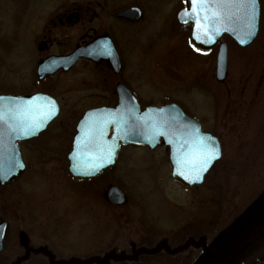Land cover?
Wrapping results in <instances>:
<instances>
[{"label":"rangeland","instance_id":"rangeland-1","mask_svg":"<svg viewBox=\"0 0 264 264\" xmlns=\"http://www.w3.org/2000/svg\"><path fill=\"white\" fill-rule=\"evenodd\" d=\"M99 1L105 11L131 5L142 10L132 27L104 16L105 25L115 26L126 83L143 104L166 102L165 95L177 100L185 114L219 138L222 157L198 187L170 179L162 146L123 149L109 176L81 180L70 177L65 160L54 156L61 143L49 129L39 137L35 157L24 161L21 177L0 191V221L7 222L0 260L48 264L124 255L141 242L142 229L154 227L164 241L205 235L214 264H264V0L249 46L222 38L227 46L222 82L214 77L216 48L196 51L188 41L189 26L177 24L181 0H84L97 9ZM79 2L46 0V6L76 8ZM11 3L0 0V9H13ZM15 57L14 50L0 48L6 82L17 76ZM110 184L127 196L120 207L105 199ZM194 253V264H204L202 252Z\"/></svg>","mask_w":264,"mask_h":264},{"label":"water","instance_id":"water-1","mask_svg":"<svg viewBox=\"0 0 264 264\" xmlns=\"http://www.w3.org/2000/svg\"><path fill=\"white\" fill-rule=\"evenodd\" d=\"M182 11L195 12L197 21L181 20L178 13ZM176 15L180 25L190 24L189 41L197 49L209 50L215 46L221 36H229L239 47H245L254 39L258 29L259 4L255 0L254 8L245 6L241 0H201L199 10L184 0V8ZM117 17L129 21H137L141 11L137 6H130L116 13ZM195 27L197 38L192 32ZM201 41H207L202 43ZM243 41V42H242ZM78 57L107 60L114 73L120 70V63L111 40L108 37H100L86 47H77L74 51L63 56H51L38 64L37 72L40 74L51 73L59 68H66L73 64ZM227 49L222 42L218 44L215 57L214 77L217 82H222L226 76ZM118 102L113 108H99L89 111L77 125V134L74 137L72 151L68 155V172L76 178H92L107 166H112L119 151L120 145H132L154 149L160 143L168 149V161L170 164V178L185 187L197 186L203 182L204 175L215 161L221 156L219 141L210 133L203 132L198 121L187 117L176 105H164L160 107H146L139 109L135 98L120 83L116 84ZM38 106L35 111L36 119L39 112H48L40 106L41 96L32 97ZM56 114V109L50 111L48 118L39 125L33 127L36 135L42 131L46 123ZM0 146V186L13 183L22 174L25 166L21 161L19 150L15 142L19 140L8 133ZM110 136L108 137L109 133ZM197 140L211 142L215 148L214 158L201 170L199 176L188 167L179 166L177 162L186 155L191 157L189 148ZM13 159L16 167L8 173V160ZM23 165V167H21ZM183 172L189 177L185 180L177 172ZM106 199L110 204L123 205L126 197L118 187L110 186L106 190ZM7 223L0 222V251L3 249ZM200 248L204 254L205 263L210 264L209 254L203 240L187 238L184 243L170 250L164 241L155 248H138L131 256H120L107 253L102 260L90 258L86 262L71 259L68 262H56L51 264H106L109 258L116 261L135 260L139 254L154 255L163 250L168 255H175L186 248Z\"/></svg>","mask_w":264,"mask_h":264},{"label":"flooded vegetation","instance_id":"flooded-vegetation-1","mask_svg":"<svg viewBox=\"0 0 264 264\" xmlns=\"http://www.w3.org/2000/svg\"><path fill=\"white\" fill-rule=\"evenodd\" d=\"M100 5L99 1L97 9L80 0L76 8L64 5L63 8L54 10L47 8L46 0H13V9L5 12L0 9V48L14 50L19 66L16 78L10 82H6L5 74L0 70V136L5 137L8 126L11 135L22 138L16 145L23 161L35 157L39 137L52 129L61 143V149L54 156L63 158L67 168V156L71 151L77 123L86 112L115 107L118 102L115 89L117 83L123 84L131 92L140 109L151 105L179 104L167 95L164 96L166 102L161 104H143L137 92L126 83L122 76L123 59L116 46L118 40L112 24L132 27L136 22L117 17L115 13L121 9L105 11ZM104 16L112 24L105 25ZM71 30H75L73 35L70 34ZM6 32L10 33L9 36L4 34ZM100 37H108L117 52L120 62L117 74L112 72L107 60L87 57L77 58L67 68H59L43 75L37 73L40 62L51 56L67 55L77 47H86ZM5 38L6 44L3 41ZM34 95L47 97L40 101L44 110L53 111L56 106L58 112L37 135H34L32 127L38 106L32 98ZM57 120L59 122L54 126ZM26 130L28 134H22ZM129 148L131 147H121L115 164L99 175L111 174L119 162L121 150Z\"/></svg>","mask_w":264,"mask_h":264},{"label":"snow or ice","instance_id":"snow-or-ice-1","mask_svg":"<svg viewBox=\"0 0 264 264\" xmlns=\"http://www.w3.org/2000/svg\"><path fill=\"white\" fill-rule=\"evenodd\" d=\"M241 2L245 6H250L254 8L255 6V0H241ZM189 3L192 4L193 7H196L199 10V6L201 3V0H189ZM178 16L180 17L181 20H192V21H197V17L195 12L188 11L184 12L182 11L181 13H178ZM193 38H197L196 30L195 27L192 32ZM202 43L207 42V41H201ZM243 42V41H242ZM50 109L48 112H39V116L36 120L33 121L32 127L38 128L41 123L44 122L48 118V115L50 113ZM22 134L27 135L28 132L27 130L23 132ZM186 147L189 148V152L191 153V157H186L180 161L177 162L178 167L183 166V167H188L190 170L194 171L197 176H199L201 170L204 168L206 164L210 162L214 158L215 154V148L211 144V142H205L203 140H197L195 141L192 145H185ZM8 173H11L12 170L16 167V162L13 159L8 160ZM23 167V165H21ZM2 170V169H0ZM177 175L183 176L185 180H189V177L184 175L183 172H177ZM189 182H192L189 180Z\"/></svg>","mask_w":264,"mask_h":264},{"label":"trees","instance_id":"trees-1","mask_svg":"<svg viewBox=\"0 0 264 264\" xmlns=\"http://www.w3.org/2000/svg\"><path fill=\"white\" fill-rule=\"evenodd\" d=\"M147 229H148V227H146V230H145V228L142 229V232L140 235L141 242H139L137 245H135V247L133 249H135L139 246H144L146 248L152 249L156 246L158 241L161 240L158 237L160 235H163V233L161 234L154 227L152 229L149 228L150 229L149 231ZM155 233H158L157 237L154 235ZM209 235L211 236L212 233H210ZM203 236H205V235H203ZM203 236H201V237H203ZM175 238H176L175 241H172L171 239L166 241L170 248H175L176 246L180 245L183 242V239L180 238L179 235L178 236L175 235ZM194 238H199V237L194 236ZM203 240L207 244V237L206 236L203 237ZM195 250H197V249L190 247V248L185 249L182 252H179L175 255H167V254L163 253L162 251L159 253H156L155 255L139 254L137 259H135V260L126 259V260H122V261H116L112 258H109L107 260L106 264H154L156 262L155 260L161 259V258L164 259L165 264H194V260H195V253L194 252H195ZM208 250L212 253V249H210L208 247ZM132 252H133L132 249L127 250V254L128 253L131 254ZM40 255H43V254H40ZM43 256L45 257V255H43ZM98 259L102 260V258H98ZM87 260H89V259L86 258L82 262H86ZM15 262L13 264H15ZM17 263H18V260H17L16 264ZM47 263H48V261H47ZM0 264H5V262L0 260ZM89 264H97V263L91 262Z\"/></svg>","mask_w":264,"mask_h":264}]
</instances>
